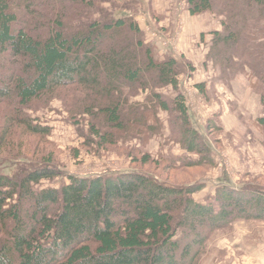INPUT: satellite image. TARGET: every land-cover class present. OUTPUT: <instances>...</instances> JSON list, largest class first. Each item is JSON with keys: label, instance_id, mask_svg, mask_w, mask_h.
<instances>
[{"label": "trees", "instance_id": "1", "mask_svg": "<svg viewBox=\"0 0 264 264\" xmlns=\"http://www.w3.org/2000/svg\"><path fill=\"white\" fill-rule=\"evenodd\" d=\"M129 4L110 13L100 12L93 0H0V105L12 115L2 126L0 147L12 125L40 139L49 136L51 128L32 123L23 110L71 88L87 97L77 110L91 117L90 131L101 148L114 146L116 133L149 140L160 110L172 116L181 150L198 157L177 161L176 170L215 167L216 122L196 131L178 87L179 77H190L193 67L172 55L157 57L132 16L144 11L142 0ZM185 4L191 17H224L206 59L221 78L248 70V90L260 96L263 108V118L251 127L264 136V38L251 32L264 20V0ZM167 87L175 93L171 99L155 92ZM195 88L205 94L203 85ZM124 89L147 90L148 104L129 105ZM97 124L108 132H98ZM150 161L145 155L135 163ZM59 177L51 159L0 176V264H201L215 233L238 221L264 223V190L236 189L226 176L206 203L194 199L203 183L167 185L137 172L67 176L59 189L33 190Z\"/></svg>", "mask_w": 264, "mask_h": 264}, {"label": "rangeland", "instance_id": "2", "mask_svg": "<svg viewBox=\"0 0 264 264\" xmlns=\"http://www.w3.org/2000/svg\"><path fill=\"white\" fill-rule=\"evenodd\" d=\"M93 1L101 9L100 12L108 11L112 13L115 9L121 12L130 6V0ZM214 1L218 2L219 0ZM177 2L178 4H175ZM165 3L167 6H164V13L168 12V8H171L173 5L175 11L181 7L185 12V0H165ZM141 5L144 7L142 14L146 15L147 13L144 12L148 9V1L142 0ZM137 11V13H141V11ZM119 14L116 13V17ZM132 16L136 21V16ZM92 17L96 18L93 14ZM222 20H225L224 17L213 13H205L202 21H194L193 25L198 26V30L203 28L210 30V32L205 33L210 38L204 37L200 41L199 31H194L192 32L193 38H198L199 43H197L198 39H195L192 41L193 46L190 50H186L187 47H184L182 51L178 52L174 50L173 52L183 53V56L178 59L189 63L194 69L193 73L198 68H204L205 72H208L207 77L209 79L212 78L216 83L217 81L222 82L226 86L228 84L227 87L231 86L232 90L224 93L221 88H217L218 92L211 88L205 94L198 93L183 82L187 80L188 72L179 77V82L181 81L179 88L185 97L189 113L195 120V123L203 127L206 126L209 120H215V125L219 131L212 133L211 137L213 141V160L216 163L218 154L221 159H224L222 160L223 164L221 168H226L225 172L227 174L224 172V175L227 178L229 171L233 173L235 179L231 181L234 188L255 186L258 189L264 190V136L260 137L258 132L251 129L254 121L263 118L261 102V117L251 121V119L245 116L242 117V114L239 113L238 121L240 125L238 124V128L235 132L232 131V134L228 132V128L231 125L230 119L231 117L233 118L234 113L237 112L236 110L246 107L245 95H247V91L258 97L259 101H261L260 96L248 90L245 79V73L248 70H244L245 73H240L238 77L229 75L227 78H221L218 69L206 59L213 39L212 33L216 32L214 31L216 28L221 33ZM188 22L192 24L189 18ZM182 26L183 24H179V28L175 30V38H190L191 33L187 35ZM170 30L167 31L168 36L171 34L168 38H171L173 35L174 29ZM141 31L144 33L143 40L151 44L152 42L147 41L146 31L144 29H141ZM251 32L256 37L264 38V20H259L257 25L253 24ZM182 33L184 34L182 35ZM152 44L154 45V43ZM160 47L162 46L160 45ZM155 48L157 57L160 58L158 50L161 54H163V51H160L157 45ZM218 86L220 87L219 84ZM155 92L164 95L167 99L175 96L170 87L157 89ZM123 93L127 94L129 105L138 104L144 107L148 104L147 99L150 96L147 90L140 91L137 89L134 94H129L128 90L124 89ZM224 94L226 96L225 99ZM237 97L240 98L239 101H236ZM85 98L87 97L82 92L67 88L66 90L59 91L54 97L34 102L25 108L23 112L32 123L51 128V133L49 136L40 139L37 136L27 134L16 125H12L8 131L9 136L6 146L0 147V176L9 175V173L14 172L20 167L27 168L29 164L32 166L42 164L44 160L51 159V166L61 173V177L53 180H43L39 184L33 185V190L36 193H39L43 189H59L61 185L68 183L67 176L93 178L104 177L110 174L118 175L137 172L154 179L158 183H165L167 185L189 186L193 182L194 184H204L207 183L206 181L210 182L202 191L201 198H199V195L196 196V199L194 198L197 202L206 194L210 196L213 193L215 194V188L217 189L218 187L214 186V181H216L214 179H218V175L222 176L223 171L221 168L217 170L214 167L207 171L204 168L176 170L177 161H189L188 159L191 158L192 160H197L198 157L190 158L181 152L180 139L173 135L172 126L169 123L171 115L158 110L157 120L159 127L149 140H141L135 136L125 137L121 133H116V144L101 148L98 146V139L90 131V125L93 122L91 117L77 110L78 103ZM219 100H221V103ZM227 100L229 101L227 102ZM219 103L221 105H218ZM218 107H220L219 111L221 115H213V111H217ZM10 115L9 107L0 105V132L7 117L12 116ZM235 125L232 122V126ZM96 130L101 134L108 132L103 125L98 124L96 125ZM244 132L245 135H253V132H255L256 139L253 140L250 136V144H246V139L243 136ZM239 147L243 157H241L240 163H237L233 159V152L231 150L237 152L236 149ZM145 155L150 157V163L147 165L135 163ZM239 164L241 165L240 170ZM210 196H207L204 202L200 203H206L208 198L211 199L213 197ZM201 264H264V223L238 221L232 225L231 230L215 233L207 242Z\"/></svg>", "mask_w": 264, "mask_h": 264}, {"label": "crops", "instance_id": "3", "mask_svg": "<svg viewBox=\"0 0 264 264\" xmlns=\"http://www.w3.org/2000/svg\"><path fill=\"white\" fill-rule=\"evenodd\" d=\"M144 1H148V5H147L148 9H146L144 12L147 14L146 15L142 14V12L137 13L138 12L137 11L134 14V16H136L135 19L138 22L137 24H138L140 30L144 29L146 31L147 41L154 43V45L155 46L157 45V47L160 49V51H163L162 52L163 54H161L158 50V54H160L161 59L164 56H171V55L176 57V58L183 56L182 52L181 53H178V52L182 51L184 49V47H187L186 50H190L191 47L193 46L192 41H194L195 39H198V38H193L192 32H194V31H199V34L203 37L202 40L204 39V37H206L207 39L210 38L209 36L205 35V33L210 32V30H208V29L206 30V28L198 30V26L193 25L194 21H202L204 14L199 15V16H195V17H191L187 12H184L182 10V8L179 6H178L179 10L175 11L174 5L171 8H168V10H169L168 12L164 13L165 12L164 6L165 7L167 6V4L165 3V0H144ZM170 1H173V0H170ZM149 4H150L151 9L149 8ZM175 4H178V2ZM188 18L190 21H192V24H191V22H188ZM199 18H201V19L198 20ZM179 24H183L182 27L184 28V31L187 35H189L191 33L190 38H181V37L175 38V30L177 28H179ZM170 29H172V30L174 29L173 35L171 38H168L171 34H169V36H168L167 31ZM214 31L219 32V30L217 28L214 29ZM183 34L184 33H182V35ZM200 40H201V38H200ZM197 43H199V39H198ZM160 45L162 47H160ZM174 50L178 51V52H173ZM207 74H208V72L207 71L205 72L204 68H198V70L195 73L191 74V77H188L191 79L187 78V80H185L183 82L186 86L190 87L191 89H193L196 92H198L197 88H195L196 85H203L205 88L204 89L205 93L207 90H211V88L216 90L217 92H218L217 88H221L224 93H227V91L230 92L232 90L231 86L227 87L222 82L217 81V83H216V81H213L212 78L209 79L207 77ZM185 78H186V76H185ZM218 84L220 85V87L218 86ZM179 87H180V85H179ZM245 97H246V107L245 108L242 107V109L239 108V110H236L237 112L234 113L233 118L231 117V119H230L231 125L228 128V130H229L228 132L230 134H232V131L235 132V130L238 128V124L240 125V123L238 121V119H239L238 114L239 113L242 114V117L245 116L246 118L251 119V121H254L257 118L261 117V107H260L259 98L248 93V91H247V95H245ZM225 98H226V96L224 94V99ZM239 99L240 98L237 97L236 101H239ZM219 101L221 103V100H219ZM228 101L229 100H227V102ZM220 103L218 105H221ZM227 107H228V105H227ZM219 109H220V107H218L217 111H213L212 114L213 115L214 114L221 115ZM232 122H234L236 125L232 126ZM193 123H195L194 119H193ZM203 127H200L198 123L194 124V128L199 130V131H202ZM251 129H254L256 131V129L254 127H251ZM253 133H254L253 135L252 134L245 135V132H244L243 136L246 139V144H250V136L252 137L253 140L256 139L255 138L256 133L255 132H253ZM231 151L233 152V159L235 160V162L237 161V163H240L241 157H243L242 152L240 150V147L238 149H236L237 152H235V150H231ZM222 160H224V159H221L219 157V154H218V160L215 163V168H217V170L221 168V165L223 164ZM237 163H235V164H237ZM240 166L241 165L239 164V170H240ZM221 170L223 171L222 176L218 175V179H216V178L214 179V180H216V181H214L215 187H219L221 185V180L223 178L227 177L226 175H224L226 168L223 167V168H221ZM225 173L227 174V172H225ZM263 175H264V171H263ZM223 176H226V177H223ZM232 179H235V177H234L233 173L231 171H229L227 181L233 186V183L231 181ZM206 182L207 183H204L206 186L210 184V182H208V181H206ZM215 190H216V188H215ZM208 192H210V191H208ZM201 194H202V192L197 194V195H199V198H201V196H200ZM213 194H211V196H213ZM197 195L194 196L195 199H196ZM207 196H210V195L209 194L204 195V197L202 198L203 200L201 199L198 202H202V201L204 202V200Z\"/></svg>", "mask_w": 264, "mask_h": 264}]
</instances>
